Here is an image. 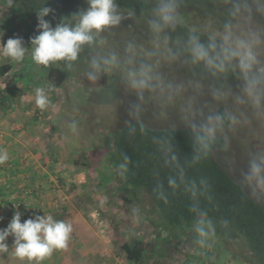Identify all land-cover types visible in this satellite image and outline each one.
<instances>
[{"label": "clouds", "instance_id": "clouds-1", "mask_svg": "<svg viewBox=\"0 0 264 264\" xmlns=\"http://www.w3.org/2000/svg\"><path fill=\"white\" fill-rule=\"evenodd\" d=\"M211 2L214 10L190 24L184 11L188 0H148L150 7L137 21L146 25V41L132 36L117 46L110 37L124 20L135 17L131 10L125 14L117 0H86V10L61 17L55 27L44 19L53 9L41 7L37 13L39 34L31 38V48L24 47L19 37L0 44V57L13 65L30 59L44 68L79 73L92 85L102 76L118 75L125 91L136 97L127 108L131 136L137 131L147 135L143 116L149 107L154 118L165 123L176 114L191 130L193 155L181 165L170 137H152L164 166L172 170L167 189L164 182H158L154 192L165 203L170 193L180 190L190 197L196 243L201 247L214 234L212 221L199 207L200 197L210 191V182L205 177L190 179L187 168L207 161L217 147L229 152L232 139L241 137L249 146L247 171L241 172L239 184L253 199L264 200V0ZM12 6L13 0H8V7ZM178 29L185 34L173 36ZM177 69H186L191 75H171ZM230 76L240 81L238 92L228 84ZM205 96L211 102L204 101ZM50 103L46 89L35 88L36 107L45 110ZM68 128L73 136L79 135V121L73 119ZM9 158L8 151L0 149V165ZM129 163L123 155L117 164L121 178H127ZM132 211L138 216L137 209ZM21 216L15 211L8 226L0 229V264L4 254L19 264H44L54 252L68 248L71 223L51 214L34 215L22 223Z\"/></svg>", "mask_w": 264, "mask_h": 264}, {"label": "rangeland", "instance_id": "rangeland-1", "mask_svg": "<svg viewBox=\"0 0 264 264\" xmlns=\"http://www.w3.org/2000/svg\"><path fill=\"white\" fill-rule=\"evenodd\" d=\"M143 1L150 7L148 0ZM22 2H24L23 7L33 6L34 9L32 13L27 16L23 14V18H20L19 12H12L15 7H18L17 0H13L12 7H8V0H0V33H3L0 36V44H5L9 38L19 37L23 39L24 47L31 48V38L39 34L33 21L34 18L37 20L34 23L37 26V13L41 7L53 9V12L44 19L49 21L51 17L54 23L56 21L59 23L61 17L70 18L72 14L88 8L86 2L78 3L64 11H61V8L56 10L53 6L54 2L47 0H19V5ZM198 4L190 3L184 9L190 24H194L192 19L197 20L206 12L214 10V5H208L204 0H199ZM121 9L125 11V14L128 11ZM140 18L141 14H135L134 18L124 20L120 28L110 37V42L114 46L122 45L124 40L132 36L140 42H145L147 28L145 24L137 23ZM180 34L184 33L178 29L173 36ZM6 64L12 65L13 70L5 77L0 76V100L4 98V89L14 84L21 86L22 94L20 102H14L13 106L7 105V108L2 109L3 101L0 103V149H6L10 157L5 163L9 168L4 176L6 178L14 176L21 180L24 178L26 181L32 178L35 182L42 183L41 196L39 199L35 196L30 197L28 204L33 206L40 201L41 206L43 205V214H51L55 219L65 220L73 225L68 248L54 252L44 264H132L125 258L121 249L122 243L135 236L149 238L154 242L157 237L156 228L149 224L146 216H141L143 221L139 215L134 216L133 209H137L138 213L142 214L139 212L136 200L129 201L127 195L123 198L113 197V195L109 197L110 188L108 190L104 189L105 186L101 188L103 185L100 183L107 181L108 178L103 179L105 173L74 164L77 160L89 166L99 156L112 151L110 135L116 125L115 119L117 120L120 111L118 108L121 103L120 96L123 95L124 90L122 84L117 83L120 82L119 76L105 75L96 85H92L79 73H73L74 76L67 80L64 86L56 88L47 80L48 68L34 65L30 59H26L23 64L17 66L0 57V66ZM165 71L168 70L165 69ZM171 75L187 78L191 73L186 69H177ZM208 82L210 81H206ZM228 84L234 92L239 91L240 81L234 76L228 78ZM37 87L45 88L51 101L45 110L35 105V88ZM203 100L211 102V97L205 96ZM73 119L79 121L80 130L77 136H73L68 128V124ZM63 124L64 127H62ZM247 146H249L248 141L235 137L232 139L230 151L222 155L225 166L238 182L241 179V172L247 171ZM230 161L233 162L231 167H229ZM43 162L46 163L43 164ZM27 164H30L28 169L25 167ZM83 170L85 177H78ZM104 170L110 173L115 169L109 165ZM56 171L59 172L55 173ZM46 174L50 177H44ZM73 175H76L81 183L78 179H74ZM63 180L66 181L65 185ZM51 186H54V189H50ZM93 189L97 190L95 194ZM259 202L264 205V200ZM11 208L7 205L3 208L4 210L0 209V218H3ZM67 209H74L76 215L71 219L68 218L65 214ZM29 212L28 216L21 212L22 223L29 218H34V215L42 216L39 213H32L31 210ZM5 219V222L0 219V229L6 228L11 221L9 218ZM212 223L215 222L212 221ZM220 224L214 225V228L221 229V233L216 236L217 241L214 242L210 238L207 246L195 253L194 249L200 246L196 243L198 240L195 239L196 233H194L195 237L182 236L179 243L177 239L167 237L166 233L160 230L161 233H158L160 239L157 242H159L162 257H154L149 263L193 264L195 260L189 256H196L198 259L201 258V264L212 262V264H253L251 252L245 240L230 227ZM122 230L126 232L125 236H121ZM117 231L118 240L117 233L113 234ZM229 233H233V238L227 237ZM234 235L238 239H234ZM8 244L11 249L13 237L8 238ZM207 252L210 254L208 257ZM3 259L2 264H19L11 260L7 254H4Z\"/></svg>", "mask_w": 264, "mask_h": 264}, {"label": "trees", "instance_id": "trees-1", "mask_svg": "<svg viewBox=\"0 0 264 264\" xmlns=\"http://www.w3.org/2000/svg\"><path fill=\"white\" fill-rule=\"evenodd\" d=\"M47 1L51 3L54 2L53 6H55L56 10L61 8V11L70 9L78 3L86 2V0ZM204 1L208 5L212 4L211 0ZM17 2L18 7H15L12 12H19L18 16L20 18H23V14L27 16L32 13L34 9L33 6H26L27 8H25L23 7L24 2L20 5L19 0H17ZM198 2L199 0H188L187 5L190 3L197 5ZM117 3L120 8L128 11L131 10L135 14H142L148 7L147 3L143 0H117ZM198 6L200 7V4H198ZM202 6H204V4H202ZM52 20L53 18L49 17V22L52 26H56V19L55 23ZM7 21L10 22V19L7 18ZM36 21L37 20L34 18L33 25L37 30V26L34 24ZM192 21L196 23L197 20L192 19ZM181 33H184L183 29H181ZM12 70L13 67L10 64L0 66V76L5 77L10 74ZM72 76H74L73 73L64 71L61 68L49 67L47 80L52 86L61 88ZM118 81H120V79ZM117 83L119 84L121 82ZM3 94L4 98L0 100V103L3 101L1 107L5 109L7 105L13 106L14 102H20L22 94L21 86L19 84H14L12 87L4 89ZM120 99L121 103L118 105L120 111L118 110L117 120L115 119L116 125L110 135L112 140V151L99 156V158L96 159L94 163L89 164V166L77 160L74 161V164L82 168L86 166L88 169L93 168V170L95 169L96 171L105 173L103 179H108L104 183H100L103 185L101 188H104V186L106 190L110 188V193H108L109 197L113 195V197L119 196L123 198L127 195L129 201H137L136 204L139 205V212L142 213L138 215L142 221L143 216H146L147 220L149 219V224L154 229L156 228L157 237L154 242L142 236L130 237L129 240L122 243L121 249L128 262L132 264H150V260L154 259V257H162V253L159 250L160 245L159 242H157L160 239L158 234L161 233L160 230L165 232L167 237L175 238L179 242L182 236L185 238L194 236L195 231L193 225L196 220L195 214L190 211L192 200L182 190L176 193H170L167 203L157 199L154 192L156 184L158 182H164L165 188L167 189V176L171 174L172 170L164 166L162 153L153 143L152 137H170L179 161L181 165H183L186 161L190 160L193 155L191 130L179 122L175 113L172 114L171 121L168 123L156 120L152 115L151 107H149V110L146 111L143 116L144 123L148 129L147 135H141L137 131L136 135L131 136L128 132L129 125L126 123L129 120L127 108L128 104L134 101L136 97L126 92L124 89ZM38 120L39 118L37 121ZM64 126L63 124L62 127ZM225 153L226 152L217 147L213 155L207 161L195 167L187 168V175L190 179L205 177L210 182L209 193L206 196H201L199 200V207L207 213L206 219L215 222L213 226L222 223L230 227V229L240 235L247 243L248 249L251 252L253 264H264V205L250 197L248 191L243 189L239 182L229 172L222 160V155ZM123 155H127L130 161L127 178H121L116 170V166L122 161ZM45 163L46 162H43V164ZM29 165L30 164H27L25 167L28 169ZM109 165L115 170L106 173L107 170L105 171L104 168ZM8 168L6 164L0 165V209H3L7 205L12 207L10 210H6L7 212L4 217L11 220L17 210L25 213L26 216H28V214L30 215V210L32 213H39L43 216V205L41 206L40 201L33 206L28 204V199L32 196L39 199L43 184L35 182L32 178L29 181H26L24 178L21 180L14 176L6 178L4 174L7 172ZM35 168L39 170L38 167ZM57 172L59 171L55 173ZM81 176L85 177L84 170L78 177ZM44 177L49 178L50 176L46 174ZM78 177L73 175L74 179H78ZM59 180L62 179L59 178ZM63 181L65 185L66 181ZM78 182L81 183V180L78 179ZM47 186L49 187V184ZM112 186L113 189L111 190ZM50 189H54V186H51ZM1 190L4 191L1 192ZM93 192L95 194L97 190L93 189ZM25 204L34 208H29ZM65 211V214L70 219L76 215L74 209H67ZM4 217L2 218V222L6 220ZM184 230H186V232H182ZM115 233H117L118 240V231L113 232V234ZM179 233L184 235H180ZM220 233L221 229L215 227L211 240L216 242L218 239L216 236ZM232 234L229 233L227 237L233 238ZM125 235L126 232L123 231L121 236ZM219 237H221V235ZM195 239H198V236L195 237ZM234 239L238 238L234 235ZM179 243H181V241ZM215 244L217 247V243ZM201 248V246L195 248L194 253L197 250H201ZM161 250H163V248ZM208 255L210 254L207 252L206 256L208 257ZM190 257H193L195 260L193 264H201V258L198 259L196 256H189V258Z\"/></svg>", "mask_w": 264, "mask_h": 264}]
</instances>
